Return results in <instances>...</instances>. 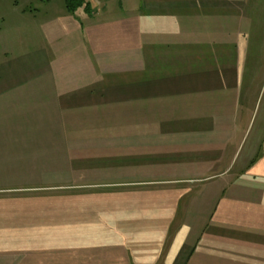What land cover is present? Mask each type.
I'll return each instance as SVG.
<instances>
[{
	"label": "crops",
	"instance_id": "crops-1",
	"mask_svg": "<svg viewBox=\"0 0 264 264\" xmlns=\"http://www.w3.org/2000/svg\"><path fill=\"white\" fill-rule=\"evenodd\" d=\"M65 10L0 34V264H264V0Z\"/></svg>",
	"mask_w": 264,
	"mask_h": 264
},
{
	"label": "rangeland",
	"instance_id": "rangeland-1",
	"mask_svg": "<svg viewBox=\"0 0 264 264\" xmlns=\"http://www.w3.org/2000/svg\"><path fill=\"white\" fill-rule=\"evenodd\" d=\"M85 2V5L78 8L76 12L82 10L90 13L92 7L108 6L109 10L123 13L137 7V0H85ZM65 9V0H0V34H4L7 29L12 28L10 25L19 24L20 21L25 22L37 14L39 17L46 18L50 14L62 12ZM2 41L3 39H0V43H3ZM160 132L161 130L156 129V133Z\"/></svg>",
	"mask_w": 264,
	"mask_h": 264
},
{
	"label": "trees",
	"instance_id": "trees-1",
	"mask_svg": "<svg viewBox=\"0 0 264 264\" xmlns=\"http://www.w3.org/2000/svg\"><path fill=\"white\" fill-rule=\"evenodd\" d=\"M85 3V0H65V7L70 14H74L77 9L84 6Z\"/></svg>",
	"mask_w": 264,
	"mask_h": 264
}]
</instances>
